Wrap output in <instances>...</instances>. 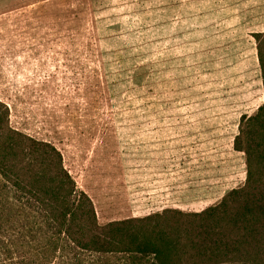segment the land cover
Instances as JSON below:
<instances>
[{"label":"rangeland","instance_id":"1","mask_svg":"<svg viewBox=\"0 0 264 264\" xmlns=\"http://www.w3.org/2000/svg\"><path fill=\"white\" fill-rule=\"evenodd\" d=\"M0 100L99 225L184 223L264 168V0H0ZM20 211L0 191V264H39Z\"/></svg>","mask_w":264,"mask_h":264},{"label":"trees","instance_id":"2","mask_svg":"<svg viewBox=\"0 0 264 264\" xmlns=\"http://www.w3.org/2000/svg\"><path fill=\"white\" fill-rule=\"evenodd\" d=\"M260 37L254 35L261 62ZM0 105V191L10 194L23 217L37 225L39 264H118L119 259L121 264H194L201 257L220 264L238 262L234 256L243 251L239 261L249 263L264 255V168L252 174L250 159L244 187L200 213L175 211L186 217L184 223L131 228L152 219L147 217L101 226L92 201L76 190L64 169L59 151L13 129L8 105L1 100ZM250 119L264 123V104ZM237 140L235 148L242 151ZM189 217L197 220L188 222ZM21 263L27 264L24 259Z\"/></svg>","mask_w":264,"mask_h":264},{"label":"snow or ice","instance_id":"3","mask_svg":"<svg viewBox=\"0 0 264 264\" xmlns=\"http://www.w3.org/2000/svg\"><path fill=\"white\" fill-rule=\"evenodd\" d=\"M0 107H2V105H0ZM7 115V112L5 111V116Z\"/></svg>","mask_w":264,"mask_h":264}]
</instances>
